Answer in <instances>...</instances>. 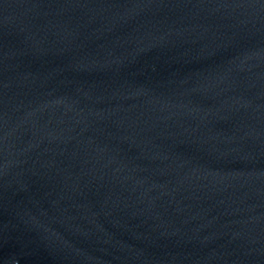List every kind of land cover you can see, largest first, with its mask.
Masks as SVG:
<instances>
[{"label":"water","instance_id":"95a60500","mask_svg":"<svg viewBox=\"0 0 264 264\" xmlns=\"http://www.w3.org/2000/svg\"><path fill=\"white\" fill-rule=\"evenodd\" d=\"M0 264H264V0H0Z\"/></svg>","mask_w":264,"mask_h":264}]
</instances>
